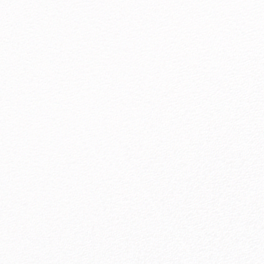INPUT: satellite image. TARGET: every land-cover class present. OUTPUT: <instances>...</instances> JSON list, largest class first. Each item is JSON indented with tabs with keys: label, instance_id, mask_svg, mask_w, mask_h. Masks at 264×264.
Returning a JSON list of instances; mask_svg holds the SVG:
<instances>
[{
	"label": "snow or ice",
	"instance_id": "obj_1",
	"mask_svg": "<svg viewBox=\"0 0 264 264\" xmlns=\"http://www.w3.org/2000/svg\"><path fill=\"white\" fill-rule=\"evenodd\" d=\"M0 264H264V0H0Z\"/></svg>",
	"mask_w": 264,
	"mask_h": 264
}]
</instances>
